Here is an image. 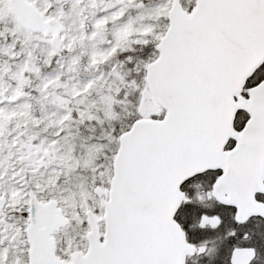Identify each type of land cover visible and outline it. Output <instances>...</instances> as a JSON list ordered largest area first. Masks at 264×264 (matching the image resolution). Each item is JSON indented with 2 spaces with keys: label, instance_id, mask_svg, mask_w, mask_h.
Listing matches in <instances>:
<instances>
[{
  "label": "snow or ice",
  "instance_id": "1",
  "mask_svg": "<svg viewBox=\"0 0 264 264\" xmlns=\"http://www.w3.org/2000/svg\"><path fill=\"white\" fill-rule=\"evenodd\" d=\"M0 264H264V0H0Z\"/></svg>",
  "mask_w": 264,
  "mask_h": 264
}]
</instances>
